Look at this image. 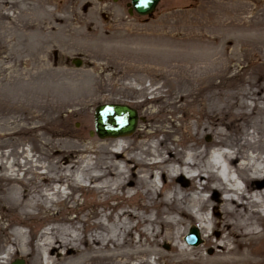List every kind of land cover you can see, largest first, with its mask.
<instances>
[{
    "label": "rangeland",
    "instance_id": "rangeland-1",
    "mask_svg": "<svg viewBox=\"0 0 264 264\" xmlns=\"http://www.w3.org/2000/svg\"><path fill=\"white\" fill-rule=\"evenodd\" d=\"M8 1L0 0V264H32L28 253L52 236L57 251L48 260L42 252L43 264H110L112 232L130 264H155L137 257L138 242L148 251L156 240L168 254L164 234L179 231L184 242L196 227L170 189L197 192L196 212L208 209L205 174H179L196 143L200 167L218 146L264 159V30L235 27L264 20V0H160L148 17L131 16L129 0ZM182 56L205 66L204 91L170 72ZM116 63L142 70L124 74ZM106 104L138 113L122 143L89 134L94 109ZM213 198L218 211L220 194ZM255 251L264 252V241Z\"/></svg>",
    "mask_w": 264,
    "mask_h": 264
},
{
    "label": "bare ground",
    "instance_id": "bare-ground-1",
    "mask_svg": "<svg viewBox=\"0 0 264 264\" xmlns=\"http://www.w3.org/2000/svg\"><path fill=\"white\" fill-rule=\"evenodd\" d=\"M1 1L3 6L9 2L8 0ZM36 9L40 11L44 17H49L50 11L46 8L38 7ZM235 27L239 28L241 31L248 29L264 30V20L256 19L249 23L236 22ZM116 64L123 70L124 74L134 72L135 70H142L141 66H131L128 63ZM170 66H172L170 72H173L175 76L185 77L183 80L179 81L181 85H186L190 87V89L196 88L198 92L205 90V66L195 64L193 56L183 57L181 61L171 64ZM216 135L218 137H225V133L222 129L216 130ZM115 140L117 144L124 142L122 139ZM221 143L222 142L219 144ZM197 149H199V144L196 143L192 149L194 151L191 156L192 162H184L186 170L180 171L179 174L183 175L184 173H190L187 170L194 171L195 174L190 178L191 180H196L200 179L204 173L208 182L212 184V186L207 184L205 189L208 191L211 189L216 193H221L224 184L213 172L216 162L208 161L205 165L200 167L199 164L195 162V159H199L201 156L200 152H197ZM236 153L235 151L221 155L223 163L226 165L224 179L225 182H229L231 180L230 175L234 173L237 179L243 184V188L240 190L238 184H234L235 186H232V190H230L234 198L223 199L222 205H220L218 211L217 206H215L216 204L214 205V210L216 209L215 214L219 216L214 222H209L206 214L205 217L196 215V210L200 212L203 209V201H201L197 192H194L193 195H189L188 192H184L183 190H177L176 188L170 189L173 201L177 204L182 203L186 205V210L195 218L194 225H196L199 230L202 244L198 247L189 246L182 240L183 233L176 231L172 234H164L163 236L164 242L170 243L172 246L168 254L155 248V246H158V242L155 240L150 243L151 249L148 251L142 250V244L138 242L139 249L137 250V257L143 255L151 256L154 258L155 264H264V252L255 251L256 247L264 241V232L260 230L261 225L264 226V214H260L256 210L258 202H264V159L255 151L246 154L243 160L237 156ZM161 163L162 162L154 163L149 167H157ZM191 188L192 191L195 190V185H193V183ZM91 190H93L92 187ZM211 199L212 196L205 201V204L206 202H210ZM159 204H162V202ZM171 211L184 218L188 216V214L179 207H175ZM158 215H162L161 210L158 212ZM4 217L5 216L2 218L3 220H5ZM131 218L138 217L134 216ZM141 222L143 224H153L156 221L148 220ZM141 222L138 221L137 225L130 231L136 230V228L142 224ZM178 224L179 221L174 225L177 226ZM209 224L214 225L215 229L211 236L208 232ZM120 229L123 233L128 230L126 224H122ZM47 234L44 235L46 236ZM140 235L145 237L146 234L140 231ZM117 236L115 232H112L109 236L108 242H112L114 248L108 251L107 260L110 261V264H130L131 260L134 258L129 251H122L123 244L117 242ZM159 236H162V234L158 233L154 235L155 238ZM51 239V241L41 242L40 246L28 253V256H32V264H43L45 258L42 252H45L47 256L46 260H48V257L57 251L54 240L56 243L58 242L53 236ZM95 242L96 240H94V243ZM203 248L212 250V253L205 255L201 254V249ZM16 252H19V250H16ZM8 259H10V254L6 253V260ZM66 260V258H62L58 263L52 262L50 264H62ZM71 260L72 259H68V263L74 264V260ZM81 260L82 258L79 259V261ZM144 264L149 263L146 262Z\"/></svg>",
    "mask_w": 264,
    "mask_h": 264
},
{
    "label": "water",
    "instance_id": "water-1",
    "mask_svg": "<svg viewBox=\"0 0 264 264\" xmlns=\"http://www.w3.org/2000/svg\"><path fill=\"white\" fill-rule=\"evenodd\" d=\"M159 0H130L131 9L140 16H149L157 6ZM130 10V13L131 11ZM76 68L81 66L80 61H73ZM137 125V113L126 106H99L94 112V134L99 139H116L128 137L133 134ZM192 245L200 244L199 235L196 230L186 239ZM13 264H23L16 261Z\"/></svg>",
    "mask_w": 264,
    "mask_h": 264
}]
</instances>
